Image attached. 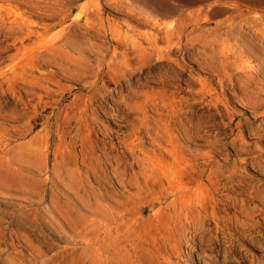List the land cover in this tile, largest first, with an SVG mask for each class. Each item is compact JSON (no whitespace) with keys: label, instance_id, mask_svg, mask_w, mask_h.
<instances>
[{"label":"rangeland","instance_id":"374dc122","mask_svg":"<svg viewBox=\"0 0 264 264\" xmlns=\"http://www.w3.org/2000/svg\"><path fill=\"white\" fill-rule=\"evenodd\" d=\"M0 264H264V0H0Z\"/></svg>","mask_w":264,"mask_h":264}]
</instances>
